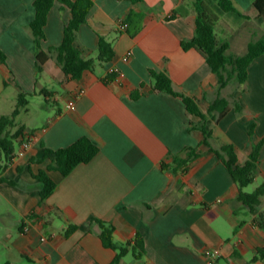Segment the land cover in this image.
<instances>
[{"label": "crops", "instance_id": "crops-1", "mask_svg": "<svg viewBox=\"0 0 264 264\" xmlns=\"http://www.w3.org/2000/svg\"><path fill=\"white\" fill-rule=\"evenodd\" d=\"M34 1L0 0V49L6 56V64L0 60V99L7 97L8 89H13L10 99L16 103L19 94L31 96L16 118L17 126L26 128L25 136L16 140L14 156L0 174V264H112L116 252L90 226L92 218L112 224L116 242L141 235L146 251L142 264H207L208 249L220 250L216 264H264L254 261L264 246L258 225L264 197L255 213L239 201L238 186L226 166L201 145L203 135L196 129L200 118L187 112L181 98L152 90L151 71L164 72L173 90L195 99L206 116L217 96V76L203 56L182 46L195 34L192 8L183 0H94L79 28V44L87 58H96L102 36L112 43L115 57L74 80L49 54L62 43L72 17L58 2L49 12L42 43L50 58L36 73L29 29ZM229 1L260 24L254 0ZM180 7L184 13L171 18ZM130 12L144 15L135 37L129 26L118 27L119 20L127 23ZM128 51L132 56L123 62ZM111 73L116 77L105 81ZM40 96L46 104L33 107V99ZM221 96L229 100L230 110L219 123L207 117L210 142L214 148L234 145L243 165L253 143L264 137V55L250 65L247 83H230ZM71 101L74 109L67 107ZM31 113L39 116L32 128L20 121ZM255 119L251 138L248 126ZM82 137L99 148L97 155L67 176L48 171L44 148H66ZM188 147L198 148L200 156L185 173L163 169L171 155L185 158ZM40 171L57 184L42 203L41 183L35 177ZM254 183L255 188L264 183V145ZM71 224L78 229L65 236ZM118 264H135L133 255Z\"/></svg>", "mask_w": 264, "mask_h": 264}, {"label": "trees", "instance_id": "trees-1", "mask_svg": "<svg viewBox=\"0 0 264 264\" xmlns=\"http://www.w3.org/2000/svg\"><path fill=\"white\" fill-rule=\"evenodd\" d=\"M56 2L68 7L72 17L65 25L62 43L59 46L51 47L49 54L53 56L55 62L66 76L74 80H80L85 71L94 72L97 65H105L114 59L113 45L100 36L96 58H87L85 56L87 50L79 44V28L86 23L87 16L94 5V0H35V18L29 25V29L35 44L37 74L44 70L45 63L50 58V55L43 50L42 43L45 40V26L49 12ZM183 4L190 6L195 13V34L193 39L183 41L182 46L185 50L195 49L198 51L212 72L217 76V96L209 104L206 116L200 111L195 99L186 97L173 90L171 79L164 72L151 71V78L154 84L152 90L164 91L181 98L187 112L200 118L196 129L203 135L201 145L208 147L209 151L226 166L233 181L238 186L239 201L247 206L252 213H255L261 203V199L264 197V183L256 187L252 192H245L243 189L253 184L259 173V161L261 148L264 145V137L253 143L247 161L241 165L238 162V155L234 145L225 144L218 148H214L211 145L212 133L206 127V119L210 117L216 123H219L229 112V100L221 96V90L233 82L237 85L247 83L250 65L256 58L264 55V34L256 39H250L245 54H234L230 50L231 44L229 40L219 35L218 27L225 15L233 16L236 20L249 25L254 24L251 18L239 13L229 0H183ZM253 5L257 10L256 19L263 20L264 0H254ZM183 13L184 9L180 7L173 12L171 18ZM143 20V14L129 13L127 17L128 32L132 37H135L142 30ZM0 60L3 64H6V56L1 49ZM115 77L116 74L111 73L105 81H111ZM30 97L29 94H19L12 113L0 117V174L6 170L14 156L16 140L18 138L23 139L25 136L26 128L17 126L16 118L27 107ZM257 123L255 119L248 126V134L251 138L254 137ZM15 128L16 130L13 132ZM192 129L195 128L192 127ZM98 152L99 148L88 137H82L66 148L58 150L44 148L43 160H49L48 171H58L63 176H67L77 165L90 162ZM185 154V158L171 155L169 158L170 162L167 164L163 163V169L171 170L173 173L179 171L185 173L188 165L200 156V151L198 148L188 147L185 149ZM35 177L41 183L40 202L42 203L52 195L57 184L48 176L46 171H40ZM10 183L15 184L13 181ZM177 189L180 192L181 188L179 186H177ZM33 216L34 213H31L28 217L31 218ZM92 225L95 227L103 244L116 252V257L112 264H118L129 253L133 255L135 264H142L146 251L145 242L141 235L137 234L129 242H116L113 237L115 228L112 224L98 218H92L90 226ZM258 225L264 231L263 215L259 216ZM77 229V225H69L65 236H69ZM257 260L264 261V246L257 250L254 261Z\"/></svg>", "mask_w": 264, "mask_h": 264}, {"label": "rangeland", "instance_id": "rangeland-1", "mask_svg": "<svg viewBox=\"0 0 264 264\" xmlns=\"http://www.w3.org/2000/svg\"><path fill=\"white\" fill-rule=\"evenodd\" d=\"M221 37L229 40L232 44L233 49L232 53L237 55H242L245 53L244 47L250 39H256L262 34H264V19L261 20L260 24H244L242 21L236 20L233 16L225 15L218 27ZM237 45V46H235ZM234 86H237L236 83H232ZM7 97L0 99V115H8L11 113V107H14L16 100L10 96L13 94V89H8L6 91ZM12 102V104H11ZM38 103L46 104L44 101V96H40L38 99H33L32 106L37 107ZM41 119V117H40ZM39 120V116L31 113L29 115H23L20 117V121H23L27 124L28 127H34V121ZM255 183L246 187L248 191H254Z\"/></svg>", "mask_w": 264, "mask_h": 264}, {"label": "built area", "instance_id": "built-area-1", "mask_svg": "<svg viewBox=\"0 0 264 264\" xmlns=\"http://www.w3.org/2000/svg\"><path fill=\"white\" fill-rule=\"evenodd\" d=\"M118 27L120 29H126L128 27V24L125 23V21L123 20H119L118 23ZM132 56V52L128 51L123 57H122V61L123 62H129L130 58ZM117 72V71H114ZM119 77H123V74L121 72H117ZM67 107L69 109H74V102L71 101L69 102V104L67 105ZM205 256L207 259V264H216L217 260L220 258L221 256V252L219 249H208L205 252Z\"/></svg>", "mask_w": 264, "mask_h": 264}]
</instances>
